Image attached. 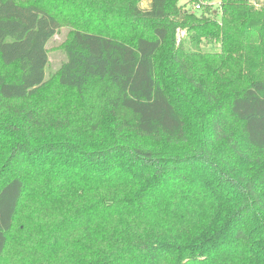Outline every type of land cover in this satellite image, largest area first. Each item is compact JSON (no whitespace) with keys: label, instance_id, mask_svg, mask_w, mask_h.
I'll return each mask as SVG.
<instances>
[{"label":"trees","instance_id":"1","mask_svg":"<svg viewBox=\"0 0 264 264\" xmlns=\"http://www.w3.org/2000/svg\"><path fill=\"white\" fill-rule=\"evenodd\" d=\"M185 2L0 0V264H264V4Z\"/></svg>","mask_w":264,"mask_h":264},{"label":"rangeland","instance_id":"2","mask_svg":"<svg viewBox=\"0 0 264 264\" xmlns=\"http://www.w3.org/2000/svg\"><path fill=\"white\" fill-rule=\"evenodd\" d=\"M186 0H178V7L188 8L192 10L186 5ZM259 3L264 4V0H259ZM141 7L146 8L147 2H143ZM71 29L67 26L62 27L59 32L50 40L47 45L48 49V57L49 62L46 68V85L45 87L39 91L38 95L33 98H29L26 101L20 102V105L26 107L27 109H36L39 110L42 106L43 107H53L56 112H60L63 109L71 107L74 102H76V94L73 90H67L61 88L57 84V76L62 67V65L67 61L66 52L64 50L65 45L69 42L71 37ZM189 40L192 41L191 37L187 36L185 31H178L177 32V42ZM104 87V86H103ZM95 95L99 94L100 92L104 91L99 89L98 87L93 89ZM42 93L41 98H39V94ZM207 102V101H206ZM51 103V104H50ZM205 103V102H203ZM206 104V103H205ZM178 105H181V101L178 102ZM214 108V106H211ZM75 107L73 106L72 109L69 111H73ZM23 228V223L17 224V234L20 229ZM9 261V259H8Z\"/></svg>","mask_w":264,"mask_h":264},{"label":"built area","instance_id":"3","mask_svg":"<svg viewBox=\"0 0 264 264\" xmlns=\"http://www.w3.org/2000/svg\"><path fill=\"white\" fill-rule=\"evenodd\" d=\"M186 1H190V0H186ZM203 5H204L203 2H196V3L191 4V7L194 11L198 12L203 9Z\"/></svg>","mask_w":264,"mask_h":264}]
</instances>
